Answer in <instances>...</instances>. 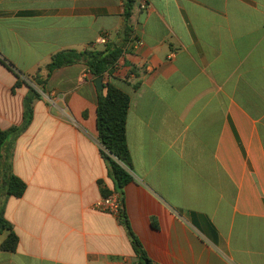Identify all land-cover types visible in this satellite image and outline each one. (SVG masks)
<instances>
[{
	"label": "crops",
	"instance_id": "0c3cea01",
	"mask_svg": "<svg viewBox=\"0 0 264 264\" xmlns=\"http://www.w3.org/2000/svg\"><path fill=\"white\" fill-rule=\"evenodd\" d=\"M124 13V0H0V60L28 82L61 51L103 34L123 43ZM130 23L142 45L131 39L107 80L131 99L122 165L134 234L152 264H264V0L136 1ZM16 82L0 61L3 131L24 123L29 87ZM36 89L13 140L27 191L5 212L20 243L0 264H139L122 219L96 209L115 184L93 76L73 65Z\"/></svg>",
	"mask_w": 264,
	"mask_h": 264
},
{
	"label": "trees",
	"instance_id": "16d2710c",
	"mask_svg": "<svg viewBox=\"0 0 264 264\" xmlns=\"http://www.w3.org/2000/svg\"><path fill=\"white\" fill-rule=\"evenodd\" d=\"M126 33L128 38L121 44L108 41L102 48L97 44H92L90 48L83 51L65 50L57 53L51 62L45 66L46 74H42V68L30 76L28 79L35 85H30L23 80L20 73L16 72L12 65L0 60L3 65L10 69L17 77L15 87L22 83L27 84L29 92L24 100V123L20 127L12 128L8 131L0 129V236L8 232L6 239L1 241L0 249L6 252H16L20 238L5 218L6 206L10 198H22L27 191V184L13 171L14 147L13 140L16 139L32 123L34 117V102L41 96L36 87L45 91L46 86L53 73L62 68L73 65H83L86 71L93 76V79L102 77L104 90L98 94L97 107V129L98 139L101 145L100 154L105 160L109 176L115 184V193L101 186L103 198L117 194L123 203V209L118 215L128 231L133 244L134 251L138 257L139 264H152L140 240L134 234L129 218L125 211V187L133 181L132 176L122 164L131 167L130 151L126 139V118L130 108L131 99L114 83L107 80L115 69L120 58L126 53V47L133 37V30L130 23L132 10L136 0H124ZM102 182H100V185ZM157 227V224H153Z\"/></svg>",
	"mask_w": 264,
	"mask_h": 264
},
{
	"label": "built area",
	"instance_id": "2783aa9c",
	"mask_svg": "<svg viewBox=\"0 0 264 264\" xmlns=\"http://www.w3.org/2000/svg\"><path fill=\"white\" fill-rule=\"evenodd\" d=\"M139 4L140 11H146L148 9V0H136ZM109 40L107 34H103L98 38L97 45H105ZM142 45V42L136 38V35L133 34L131 47L133 50H137ZM122 58V57H121ZM120 58V59H121ZM120 61V60H119ZM119 62L116 64L115 69L118 68ZM96 209L105 213L119 215L120 211L123 209V203L120 196L114 194L112 196L102 198L97 204Z\"/></svg>",
	"mask_w": 264,
	"mask_h": 264
},
{
	"label": "water",
	"instance_id": "95a60500",
	"mask_svg": "<svg viewBox=\"0 0 264 264\" xmlns=\"http://www.w3.org/2000/svg\"><path fill=\"white\" fill-rule=\"evenodd\" d=\"M95 84H96V87H97V90H98L99 93L104 90V82H103V78L102 77L97 78L95 80Z\"/></svg>",
	"mask_w": 264,
	"mask_h": 264
},
{
	"label": "rangeland",
	"instance_id": "374dc122",
	"mask_svg": "<svg viewBox=\"0 0 264 264\" xmlns=\"http://www.w3.org/2000/svg\"><path fill=\"white\" fill-rule=\"evenodd\" d=\"M28 82L32 83L30 80H28Z\"/></svg>",
	"mask_w": 264,
	"mask_h": 264
}]
</instances>
